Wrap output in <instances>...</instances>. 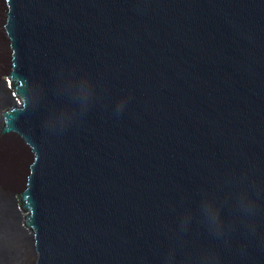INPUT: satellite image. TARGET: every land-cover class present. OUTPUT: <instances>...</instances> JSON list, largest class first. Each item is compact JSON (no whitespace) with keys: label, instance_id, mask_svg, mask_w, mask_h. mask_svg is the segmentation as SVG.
I'll use <instances>...</instances> for the list:
<instances>
[{"label":"water","instance_id":"1","mask_svg":"<svg viewBox=\"0 0 264 264\" xmlns=\"http://www.w3.org/2000/svg\"><path fill=\"white\" fill-rule=\"evenodd\" d=\"M13 264H264V0H5Z\"/></svg>","mask_w":264,"mask_h":264},{"label":"bare ground","instance_id":"2","mask_svg":"<svg viewBox=\"0 0 264 264\" xmlns=\"http://www.w3.org/2000/svg\"><path fill=\"white\" fill-rule=\"evenodd\" d=\"M3 1L5 0H0V79L4 77H1V74L5 69H7L6 67L8 65V67H10L9 70H11L12 64V54L10 57V63L7 60V43L8 47L10 48V51L11 47L10 40L5 28L8 8L5 1L4 7L7 9L5 14V12H3ZM4 139L5 136L0 135V191L5 193L18 192L24 188L26 175L28 173V165L31 160V155L29 149L26 148L19 140L4 141ZM0 264H13L1 192Z\"/></svg>","mask_w":264,"mask_h":264},{"label":"rangeland","instance_id":"3","mask_svg":"<svg viewBox=\"0 0 264 264\" xmlns=\"http://www.w3.org/2000/svg\"><path fill=\"white\" fill-rule=\"evenodd\" d=\"M2 3H3V12H5V14H6V10H7V9L4 7L5 1H3ZM6 46H7V56H8L7 60H8V62L10 63V59H11V58H10V57H11V51H10V48L8 47V43H7ZM6 66H7V65H6ZM8 66H9V65H8ZM8 66L6 67L7 69H5V70L2 72L1 77L4 76V77L8 78V73H9V71H10V70H9L10 67H8ZM27 161H28V160H27ZM26 164H27V163H26ZM25 167H26V165H25ZM18 189H21V188H18ZM18 189H17V190H18Z\"/></svg>","mask_w":264,"mask_h":264}]
</instances>
